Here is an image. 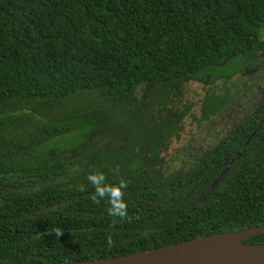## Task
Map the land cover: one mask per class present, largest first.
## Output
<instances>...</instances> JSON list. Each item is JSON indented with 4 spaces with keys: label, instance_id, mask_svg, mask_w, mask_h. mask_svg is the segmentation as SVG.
Here are the masks:
<instances>
[{
    "label": "trees",
    "instance_id": "obj_1",
    "mask_svg": "<svg viewBox=\"0 0 264 264\" xmlns=\"http://www.w3.org/2000/svg\"><path fill=\"white\" fill-rule=\"evenodd\" d=\"M259 53L264 0H0V263L105 258L263 225L264 123L165 179L111 167L116 146L102 135L136 119L139 90L244 72ZM205 100L203 117L219 106ZM93 132L100 143L86 142ZM93 172L126 182L124 218L93 199Z\"/></svg>",
    "mask_w": 264,
    "mask_h": 264
},
{
    "label": "flooded vegetation",
    "instance_id": "obj_2",
    "mask_svg": "<svg viewBox=\"0 0 264 264\" xmlns=\"http://www.w3.org/2000/svg\"><path fill=\"white\" fill-rule=\"evenodd\" d=\"M260 57L264 54L259 53ZM189 83H202V94L189 89ZM207 97L219 98V106L212 107L210 114L203 117L202 106L209 105ZM135 100L143 105L136 119L118 124L115 134L110 131L102 134L107 149L116 146L107 157L110 166L146 178L180 176L179 172L193 170L200 156L233 139L235 132L247 140L258 134L264 123V60L254 62L244 72H231L229 68L204 74L202 78L170 80L147 92L139 90ZM194 105L196 112L192 111ZM187 115L200 133L191 135L193 143L183 132ZM167 127L171 130H166ZM176 141H182L179 148L171 146ZM191 147L196 152L188 156Z\"/></svg>",
    "mask_w": 264,
    "mask_h": 264
},
{
    "label": "water",
    "instance_id": "obj_3",
    "mask_svg": "<svg viewBox=\"0 0 264 264\" xmlns=\"http://www.w3.org/2000/svg\"><path fill=\"white\" fill-rule=\"evenodd\" d=\"M263 233L264 224L117 256L57 264H264V243L245 241Z\"/></svg>",
    "mask_w": 264,
    "mask_h": 264
},
{
    "label": "clouds",
    "instance_id": "obj_4",
    "mask_svg": "<svg viewBox=\"0 0 264 264\" xmlns=\"http://www.w3.org/2000/svg\"><path fill=\"white\" fill-rule=\"evenodd\" d=\"M87 179L94 186L93 199H105L109 205L108 213L112 217L124 218L127 215V205L124 200L126 182L120 180L116 184L104 182L103 174L90 173Z\"/></svg>",
    "mask_w": 264,
    "mask_h": 264
},
{
    "label": "rangeland",
    "instance_id": "obj_5",
    "mask_svg": "<svg viewBox=\"0 0 264 264\" xmlns=\"http://www.w3.org/2000/svg\"><path fill=\"white\" fill-rule=\"evenodd\" d=\"M203 87H204V85L202 83H189L188 84V88L193 90L198 95L202 94L201 90H202ZM196 110H197V107H196V105H194L192 111L196 112ZM183 132H184V134H187V137H188L189 140H190L192 134H200L198 129L195 128V125L193 124L191 117L188 116V115L185 116L184 121H183ZM74 133H75L74 135L66 136V139H70V138L74 137L76 135V132H74ZM99 136H100V134H98L97 136H93L89 143L93 144V145L95 143H100V139L98 138ZM195 137H197V136H195ZM95 138H97V142H94ZM190 142L193 143L192 140H190ZM180 145H182V141L180 143L176 141V142L171 144V146H175L177 148H179L178 146H180ZM193 151L196 152L194 150V147L188 148L187 155L191 156Z\"/></svg>",
    "mask_w": 264,
    "mask_h": 264
}]
</instances>
